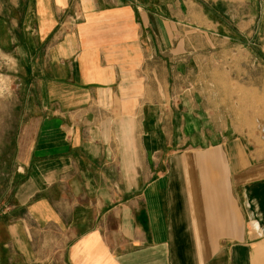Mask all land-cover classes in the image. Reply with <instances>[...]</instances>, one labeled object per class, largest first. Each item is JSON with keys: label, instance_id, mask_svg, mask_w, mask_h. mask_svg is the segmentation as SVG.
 <instances>
[{"label": "crops", "instance_id": "crops-1", "mask_svg": "<svg viewBox=\"0 0 264 264\" xmlns=\"http://www.w3.org/2000/svg\"><path fill=\"white\" fill-rule=\"evenodd\" d=\"M241 1L0 0V264H264V139L195 86Z\"/></svg>", "mask_w": 264, "mask_h": 264}, {"label": "rangeland", "instance_id": "rangeland-1", "mask_svg": "<svg viewBox=\"0 0 264 264\" xmlns=\"http://www.w3.org/2000/svg\"><path fill=\"white\" fill-rule=\"evenodd\" d=\"M181 6L178 8L184 10L185 3ZM202 9L206 13L219 11L224 19H215V23H224L231 32L234 27L236 33L225 40L223 48L218 45L211 51L208 63L197 68L195 78L202 75L204 79L195 86L204 91L205 104L212 112L220 113L231 131L234 126L238 132L261 141L264 139V0H242L235 8L227 2L215 9L197 3L194 10L202 13ZM233 13L236 14L234 21L230 17ZM214 42L221 44L223 40ZM9 90H12L11 82L0 76V122L7 124L14 122V114H4L5 108L11 106L10 100L5 98ZM0 133L3 141L10 138L11 132ZM7 159L8 156L0 155L1 171L9 169Z\"/></svg>", "mask_w": 264, "mask_h": 264}]
</instances>
